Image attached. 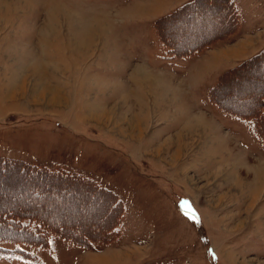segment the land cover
Listing matches in <instances>:
<instances>
[{
	"label": "rangeland",
	"instance_id": "rangeland-1",
	"mask_svg": "<svg viewBox=\"0 0 264 264\" xmlns=\"http://www.w3.org/2000/svg\"><path fill=\"white\" fill-rule=\"evenodd\" d=\"M157 1L0 0V158L76 172L103 189L97 198L84 188L47 191L40 200L33 183L18 187L12 167L10 180L0 178V207L40 205L55 223L96 236L112 221L108 202L123 204L115 238L101 236L92 248L56 233L37 245L25 240L28 230L0 231V264H264V119L238 116L216 99L254 106L264 61L229 76L212 96L227 72L264 47L214 81L203 79L207 87L188 57L237 32L186 55L163 39L187 47L196 40L188 32L215 34L232 19L221 9L188 26L178 17L165 22L162 39L156 23L172 11L158 15L181 0ZM238 2L257 47L264 45V0ZM239 42L210 54L229 58L251 44ZM259 108L264 116V100Z\"/></svg>",
	"mask_w": 264,
	"mask_h": 264
},
{
	"label": "trees",
	"instance_id": "trees-1",
	"mask_svg": "<svg viewBox=\"0 0 264 264\" xmlns=\"http://www.w3.org/2000/svg\"><path fill=\"white\" fill-rule=\"evenodd\" d=\"M214 9L224 10L225 16L227 18L232 19L231 24L225 25V27H223L220 30V32L218 31L215 34H213V32H210L207 35L206 34L200 35L201 37L199 36V38L196 37L197 36L196 33L189 34L188 32L186 36L189 37L191 41L195 39L196 40L192 43H189L187 47H181V45H179V42L176 39L174 40L173 38L169 40L163 39L164 37H162L160 29H163L162 27L165 24V22L172 23L178 17L181 18L183 17L182 20L184 21L185 25L188 26L189 23L191 24L190 22L191 20H195V23H199L200 20H202L201 18L205 16V14L206 15H208V13L213 14L211 13V11ZM213 16H216V14H213ZM239 27H240L239 10L234 0H191L179 6L171 13L158 19L156 23V28L158 29L160 36L163 39V42H165V44L171 47L174 50V52H176L179 55L194 54L196 51L202 49L203 46L205 47L207 43H212L214 40L220 39L221 38L220 36H223L224 38L226 36H230V33L237 32L239 30ZM165 32L166 31H164V33ZM164 35L167 36L166 33ZM263 61H264V50L261 51L259 54H256L254 57L243 62L233 71L227 72L221 78L219 85L215 89H213L212 96L215 97L217 90H219V88L223 84H225L227 80H230L227 79L229 76H233L234 74H239L240 71L243 70V68H245L249 63H254V62L263 63ZM251 72L252 70H250V73ZM254 73L255 71L253 72V74ZM234 77L235 76H233L232 78ZM237 77H239V82H244L246 84H252V82L255 80L251 77L244 79H241L240 76ZM232 78L231 81H233ZM216 99L218 100L217 102L223 108H225V110L234 113L238 116L257 118L258 123L259 120L264 119V116H262V113L259 108L261 107V105H263L264 88L258 90L257 94L252 96L251 100L255 105L249 106L246 109H240L231 106L230 104H226V102L221 98H216ZM258 127L261 128L259 124ZM261 131L264 133V130ZM12 167L18 170L15 171L18 179L21 181V183L18 184V187L19 188L21 187V189H28L29 187L28 185H32L33 183V187L31 188H33L34 194L40 197L39 198L40 200H44L47 191H50L57 195L59 190H65L67 193L72 194L75 192H81L80 191L81 189L88 188L89 191L87 190V192L91 193L93 197L97 198L99 196L98 192L103 190L102 187H99V185H97V183L92 178H89L87 176H84L76 172L47 171L46 168L43 169V171H41L40 168H38L35 165H27L22 161L9 160L3 158H0V178H2L3 180H10L11 178L10 169ZM25 185H27L28 187L27 186L25 187ZM101 197L105 199L107 203L106 199H108V197L110 196L107 195L106 198L104 195H101ZM108 203L109 206L111 205V207H113L114 210L112 215L113 217L112 221H109L107 225L104 226L105 227L103 228L104 232H101L102 229L100 231H97L96 236H94L93 234L90 233V231L87 230H80L79 232L80 234H79L76 228L72 227L71 229H69V225H68L69 222L60 221L58 223H55L51 219H48V217L41 211L40 205L36 207L34 205L31 209L25 206H6V207L1 206L0 231H4L5 229L14 232H21L28 230L29 233H32V236L31 237L28 236L29 239H25V240L26 241L31 240L34 244L37 245H43L42 243L44 242L45 238H48V236H50L51 234L56 233L69 241L77 243L81 246L92 248L94 240H100V238H102L101 236H103L104 239H108L107 242L110 240L112 241L116 236V232L113 234V230L119 224L120 217L122 216L121 214L123 210V204L118 203V201H116L115 198H112V200H110ZM43 209L45 208L42 207V210ZM25 219L37 221L38 227L36 226L35 229L30 228L28 225L29 223L26 224L23 222V220ZM1 235L3 234H0V239L2 240L4 239V237H1ZM34 236L37 238H35ZM9 240L15 242L22 241V239H17V238L14 239L9 238Z\"/></svg>",
	"mask_w": 264,
	"mask_h": 264
},
{
	"label": "crops",
	"instance_id": "crops-1",
	"mask_svg": "<svg viewBox=\"0 0 264 264\" xmlns=\"http://www.w3.org/2000/svg\"><path fill=\"white\" fill-rule=\"evenodd\" d=\"M188 1H190V0H181V1L177 2V4L171 6V8L167 9L164 13H159L158 16H160L161 14L165 15V14L173 11L174 9L178 8L181 4H184ZM234 1H235V4L238 5L237 6L238 9L240 10L239 11L240 27H239V30L237 31V34L234 37V39L230 42L218 43V44L214 45L212 48L206 50L205 52L201 53L198 56H195L192 58L188 57L189 58L188 59V63H189L188 65H190L191 66L190 69L193 70L191 73L192 74L193 73L203 74V75L198 76V78L202 81V84H207L211 81H214L219 76V74L222 73L224 70H227L231 67H234L236 64L243 61L244 59L252 56L253 54H256L258 52L259 48L264 47V45L257 47L258 46V44H257L258 40H256V37H258V35L254 36L253 32H251L250 29L246 27V19H244L243 15H242V11L239 7L240 6L239 2H238V0H234ZM156 4L157 5L162 4V2L159 0V1H157ZM152 19H155V18H152ZM248 20H252V19L248 18ZM250 22L251 21H248V24ZM241 40H247V41L251 42V44L246 46V48L239 55H234L232 57L227 58V57H220L219 54H217L215 56H213V53L210 54V52L221 50L226 46H231V45L236 44V43L241 45L242 42H239ZM254 47H255V50H254ZM252 48L254 51L252 50ZM209 55H211L210 56L211 58L209 57L210 59L208 60L207 57ZM218 58H219V60H218ZM198 78H196V79H198ZM203 79L206 81H209V82L206 83L205 81H203ZM207 87H208V84H207ZM115 249H119V247H116ZM115 249H113V250H115ZM131 258L132 257L130 256L129 259L131 260ZM132 264H141V261L138 263L135 261Z\"/></svg>",
	"mask_w": 264,
	"mask_h": 264
},
{
	"label": "bare ground",
	"instance_id": "bare-ground-1",
	"mask_svg": "<svg viewBox=\"0 0 264 264\" xmlns=\"http://www.w3.org/2000/svg\"><path fill=\"white\" fill-rule=\"evenodd\" d=\"M85 31H86V30H85ZM93 31H94V30H93ZM86 32H87V31H86ZM88 32H89V30H88ZM89 33H90V32H89ZM79 35H80V34H79ZM79 35H78V36H79ZM80 37H83V36H80ZM77 38H78V37H77ZM85 38H86V37H85ZM85 38H84V39H85ZM93 38H94V37H93ZM76 40H77V39H76ZM79 40H80V39H79ZM80 41H81V40H80ZM84 41H85V40H84ZM89 42H91V41H89ZM80 47H81V46H80ZM88 48H89V46H88ZM39 68H40V67H39ZM41 68H42V67H41ZM41 68H40V69H41ZM36 70H39V69H35L34 71H36ZM138 74H139L140 77H141L140 79H141V82H142L143 85L149 83V81H148L149 79L146 77V74H145V73H143V72H139ZM137 121L141 122L142 119L139 118V117H137Z\"/></svg>",
	"mask_w": 264,
	"mask_h": 264
},
{
	"label": "snow or ice",
	"instance_id": "snow-or-ice-1",
	"mask_svg": "<svg viewBox=\"0 0 264 264\" xmlns=\"http://www.w3.org/2000/svg\"><path fill=\"white\" fill-rule=\"evenodd\" d=\"M191 218L194 219V220H196L197 223L200 222L199 219H198L197 217H195V216H193V217H191Z\"/></svg>",
	"mask_w": 264,
	"mask_h": 264
}]
</instances>
